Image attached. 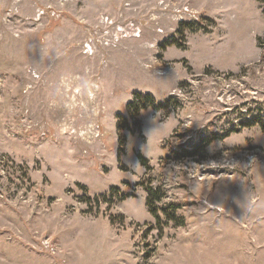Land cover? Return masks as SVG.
Wrapping results in <instances>:
<instances>
[{
	"label": "rangeland",
	"instance_id": "374dc122",
	"mask_svg": "<svg viewBox=\"0 0 264 264\" xmlns=\"http://www.w3.org/2000/svg\"><path fill=\"white\" fill-rule=\"evenodd\" d=\"M260 123L262 0H0V264H264Z\"/></svg>",
	"mask_w": 264,
	"mask_h": 264
},
{
	"label": "trees",
	"instance_id": "16d2710c",
	"mask_svg": "<svg viewBox=\"0 0 264 264\" xmlns=\"http://www.w3.org/2000/svg\"><path fill=\"white\" fill-rule=\"evenodd\" d=\"M262 1H264V0H262ZM192 24H193V22H182V23H180L181 26L179 28V33H181L184 28L192 26ZM173 42H175L174 39H171L170 41H164L162 43V47H165L166 45L171 44ZM169 99L170 98H168L167 100H169ZM147 105H152L155 108H158V107L166 106V103L155 104V99L153 98V96L150 93H148V92L147 93H141V92L136 91V92H133L131 99L127 102L126 110L131 115H136L139 113L140 109L145 108ZM256 122H260L258 118L245 120V121L241 122L240 124H241V126H249V125L255 124ZM123 126H126V125H123ZM261 127L264 130V127L262 124H261ZM123 139H124V137L119 134V136L117 138V140L120 144L119 148H121V144L123 143ZM139 160H140L142 165L146 166V168H149V165L147 164L145 157L139 156ZM145 182H146V184L144 186H145V191H146V204L149 208V211L152 214H154L155 217H158V215H156V210H155L156 208H154L152 205L154 204L155 201L160 200L162 195L159 194V191L157 190V188H153L148 183L149 179L146 180ZM142 184H144V182H142ZM111 189H112V191L117 192L115 187L112 186ZM101 197L103 200H106V197L104 194H102ZM124 197H125V195L123 193L121 195H119V198H121V199ZM95 200H97L96 203L98 204V201H99L98 198H96ZM107 201L110 202L111 199H108ZM178 206L179 205L175 204V203H168L164 208L161 209V211L163 212V214L165 215V217L167 219H170L173 221L179 220V222H182V220L179 219L174 213L175 209H177ZM109 217H110V221L112 222L113 218L111 216H109Z\"/></svg>",
	"mask_w": 264,
	"mask_h": 264
},
{
	"label": "built area",
	"instance_id": "2783aa9c",
	"mask_svg": "<svg viewBox=\"0 0 264 264\" xmlns=\"http://www.w3.org/2000/svg\"><path fill=\"white\" fill-rule=\"evenodd\" d=\"M87 44H89V43H86L85 46H86ZM90 48H91V46H90ZM90 48H89V49H90ZM85 50L87 51L88 49H85Z\"/></svg>",
	"mask_w": 264,
	"mask_h": 264
}]
</instances>
